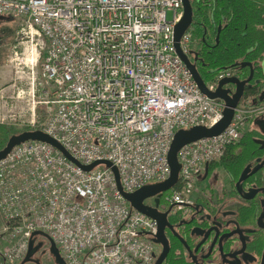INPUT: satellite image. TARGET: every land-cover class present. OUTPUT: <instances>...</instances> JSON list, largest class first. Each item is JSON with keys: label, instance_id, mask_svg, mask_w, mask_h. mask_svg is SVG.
<instances>
[{"label": "built area", "instance_id": "1", "mask_svg": "<svg viewBox=\"0 0 264 264\" xmlns=\"http://www.w3.org/2000/svg\"><path fill=\"white\" fill-rule=\"evenodd\" d=\"M9 14L21 25L13 59L29 70L18 76L26 87L16 97L31 101L32 113L42 103L48 114L29 130L51 136L83 165L111 162L124 192L169 177L178 130L210 128L223 117L224 101L201 92L175 51L182 0H0V15ZM193 42L190 26L179 41L183 53ZM231 76L239 71L223 69L205 86L213 92ZM263 116L264 100L243 97L221 133L179 149L176 184L160 193L157 206L156 195L144 204L165 212L189 202L207 166ZM0 220L7 261L26 254L34 231L52 239L64 264L155 261L157 223L130 206L111 168L83 170L46 142H22L0 160Z\"/></svg>", "mask_w": 264, "mask_h": 264}, {"label": "flooded vegetation", "instance_id": "2", "mask_svg": "<svg viewBox=\"0 0 264 264\" xmlns=\"http://www.w3.org/2000/svg\"><path fill=\"white\" fill-rule=\"evenodd\" d=\"M209 46H200L194 37L187 54L200 75L206 69L202 49ZM247 77H241L239 71L241 80ZM229 87L234 90L233 85ZM253 88V102L257 103L264 94V82L256 83L252 78L244 96ZM260 119L264 116L255 119L246 131L251 133L250 141H241L242 136L233 156L226 154L207 166L189 202L161 212L166 215L160 242H154L155 261L164 253L160 264H264V163L254 171L264 160V124L255 123ZM246 168L245 178L240 180ZM36 245L26 260L25 254L17 261H7L0 253V264H58L48 238L35 236Z\"/></svg>", "mask_w": 264, "mask_h": 264}, {"label": "water", "instance_id": "3", "mask_svg": "<svg viewBox=\"0 0 264 264\" xmlns=\"http://www.w3.org/2000/svg\"><path fill=\"white\" fill-rule=\"evenodd\" d=\"M192 1L193 0H182L183 14L179 22H177L174 25V30H173L175 51L177 55L185 63L187 68L190 70L193 76V79L195 80L201 92L207 95L211 99H221L224 101V109L222 112L223 117L219 122H217L214 126L210 128H207L202 125H198V126L191 127L189 129H180L174 134L173 140L170 144V148L168 151V163L170 166V175L165 181L145 185L131 193L124 192L120 185L117 168L113 166L111 162L107 160H96L89 165H83L78 160H76L74 157H72L70 153L66 151L58 141H56L54 138L47 135L41 130H26L18 134L11 135L8 138V141L5 144V146L0 149V160L3 159L11 151V149L14 146L22 142L28 141V140H38V141L46 142L52 145L53 147L57 148L59 151L62 152V154L67 159H69L71 162L81 167L83 170L89 171L97 165H105L111 168V170L114 173L115 181L117 184V189L122 194V196L129 202L130 206L133 209L139 211L140 213L156 221L157 233L153 237V241L160 242L159 236L161 234V228H162L161 222H162V219H164L166 213L159 212L156 207H150L144 204L143 201L146 198L156 195L154 202H155V206H157L159 203L160 193L163 191L169 190L171 187H173L176 184L177 179H178L179 169H180V165L177 160V153L182 146L192 141H195L197 139L203 138V137H211V136L218 135L229 125L233 117V114H234V109L236 108L239 101L243 98L244 89L247 86V84L252 80L253 74H254V68L251 62L236 63L235 64L236 67L249 68V74L247 78L241 80L237 76L225 77L219 81L218 86L215 91L210 92L207 90L203 78L198 73L195 66L189 61L187 54L183 53L179 45V41L183 33L193 24ZM219 31H220V26L218 27L216 40H218ZM255 82L258 83L259 80H256ZM230 85L234 86V90H232L229 87ZM258 100L260 101L264 100V94L260 96ZM254 102H256V100ZM255 123L260 126L264 124V120L260 119V120H257ZM263 163H264V160L255 166L254 171L258 169ZM246 171H247V168L245 171L242 172L240 176V180L245 178ZM38 235L44 236L50 240L51 250L56 255L57 263L64 264L54 242L49 236H47V234H45L42 231H34L32 233L31 238L29 240L25 260L28 258L29 255L34 253L36 249L38 248V245L34 246V237ZM163 256H164V253L161 254L156 259L154 264H160V261L163 258Z\"/></svg>", "mask_w": 264, "mask_h": 264}, {"label": "trees", "instance_id": "4", "mask_svg": "<svg viewBox=\"0 0 264 264\" xmlns=\"http://www.w3.org/2000/svg\"><path fill=\"white\" fill-rule=\"evenodd\" d=\"M192 6L194 37L200 46L210 45L201 53L206 67L201 72L203 80L213 79L226 68L239 70L240 76L246 77L249 68L235 64L251 62L254 82H264V0H213L210 4L193 0ZM255 89H250L244 97L252 95ZM250 136L251 133L245 132L241 141H250ZM5 140L6 132L0 126V148ZM239 147L240 144L230 147L227 156H233Z\"/></svg>", "mask_w": 264, "mask_h": 264}, {"label": "rangeland", "instance_id": "5", "mask_svg": "<svg viewBox=\"0 0 264 264\" xmlns=\"http://www.w3.org/2000/svg\"><path fill=\"white\" fill-rule=\"evenodd\" d=\"M167 16L170 19L171 13L168 12ZM20 27L21 25L14 15H0V126L6 132L3 147L11 135L41 125L48 115L42 103H37L34 113H32L31 101L27 100L26 97H16L17 89L21 90L26 87L24 80L19 82L18 76L26 78L29 72L26 67L16 65L11 51V47L20 37L18 33ZM29 47H34L33 43H29ZM22 48L23 45H20L18 50L22 51ZM38 69L37 67L36 70ZM13 84L16 86L14 87ZM39 94L40 92L37 95L38 101H41L42 96ZM30 121L34 125H31ZM5 246V243L0 240V253L3 252Z\"/></svg>", "mask_w": 264, "mask_h": 264}]
</instances>
